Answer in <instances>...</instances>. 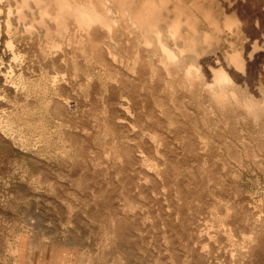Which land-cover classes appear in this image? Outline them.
I'll list each match as a JSON object with an SVG mask.
<instances>
[{
    "label": "rangeland",
    "instance_id": "rangeland-1",
    "mask_svg": "<svg viewBox=\"0 0 264 264\" xmlns=\"http://www.w3.org/2000/svg\"><path fill=\"white\" fill-rule=\"evenodd\" d=\"M231 1L264 51V0ZM5 16L1 2L0 264H264V117L128 78L70 80Z\"/></svg>",
    "mask_w": 264,
    "mask_h": 264
},
{
    "label": "bare ground",
    "instance_id": "bare-ground-1",
    "mask_svg": "<svg viewBox=\"0 0 264 264\" xmlns=\"http://www.w3.org/2000/svg\"><path fill=\"white\" fill-rule=\"evenodd\" d=\"M0 1L8 34L37 42L55 64L58 57L71 63L70 80L82 74L88 80L93 74L106 80L128 78L139 81L141 91L157 87L174 96L182 90L214 112L264 117V68L252 67L261 53L264 62V51H259L257 37L246 34L231 0ZM80 59L90 65L84 73ZM61 75L66 77L55 70L53 78ZM121 97L132 112L130 90Z\"/></svg>",
    "mask_w": 264,
    "mask_h": 264
}]
</instances>
